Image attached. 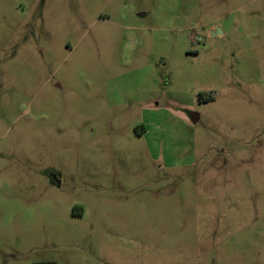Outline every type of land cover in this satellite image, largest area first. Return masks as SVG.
I'll return each mask as SVG.
<instances>
[{
  "label": "rangeland",
  "instance_id": "rangeland-1",
  "mask_svg": "<svg viewBox=\"0 0 264 264\" xmlns=\"http://www.w3.org/2000/svg\"><path fill=\"white\" fill-rule=\"evenodd\" d=\"M0 264H264V0H0Z\"/></svg>",
  "mask_w": 264,
  "mask_h": 264
},
{
  "label": "water",
  "instance_id": "water-1",
  "mask_svg": "<svg viewBox=\"0 0 264 264\" xmlns=\"http://www.w3.org/2000/svg\"><path fill=\"white\" fill-rule=\"evenodd\" d=\"M214 29H215L214 31H211V33H212L213 35H219L220 33H222L221 28L218 27L217 25L214 26ZM191 118H192L195 122H197L198 119H199V115H198V114H192Z\"/></svg>",
  "mask_w": 264,
  "mask_h": 264
},
{
  "label": "flooded vegetation",
  "instance_id": "flooded-vegetation-1",
  "mask_svg": "<svg viewBox=\"0 0 264 264\" xmlns=\"http://www.w3.org/2000/svg\"><path fill=\"white\" fill-rule=\"evenodd\" d=\"M49 178L52 182L59 184V177L58 174L55 172H49Z\"/></svg>",
  "mask_w": 264,
  "mask_h": 264
},
{
  "label": "built area",
  "instance_id": "built-area-1",
  "mask_svg": "<svg viewBox=\"0 0 264 264\" xmlns=\"http://www.w3.org/2000/svg\"><path fill=\"white\" fill-rule=\"evenodd\" d=\"M195 34H196V33H194V34L192 35L193 39H194L195 41L200 40L201 38H198Z\"/></svg>",
  "mask_w": 264,
  "mask_h": 264
}]
</instances>
